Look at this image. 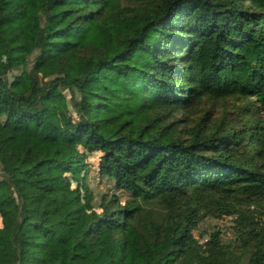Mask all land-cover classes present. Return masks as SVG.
<instances>
[{"label":"trees","instance_id":"obj_1","mask_svg":"<svg viewBox=\"0 0 264 264\" xmlns=\"http://www.w3.org/2000/svg\"><path fill=\"white\" fill-rule=\"evenodd\" d=\"M0 171V264H264V0H0Z\"/></svg>","mask_w":264,"mask_h":264},{"label":"rangeland","instance_id":"obj_2","mask_svg":"<svg viewBox=\"0 0 264 264\" xmlns=\"http://www.w3.org/2000/svg\"><path fill=\"white\" fill-rule=\"evenodd\" d=\"M65 92L69 98V91L66 90ZM204 104L206 108H210L211 111L218 116L224 111L222 107H226L222 102H217L215 104L213 102H204ZM232 104V100H230V102L227 103V107L231 109ZM99 157L100 154L98 153L90 154L85 161L86 166L84 173H78L75 174V176H71L73 184L75 186H80L84 191V197L89 205L88 208H96L97 210H101L99 205L102 203L113 202L116 200L124 203L129 198L128 193L117 190L109 179L103 178L99 175ZM235 219L236 216L221 217L218 213L211 214L200 224V227L195 231V234L198 237H202V241H206L213 231L221 230L222 234L219 237V241L223 242L233 237V221H235ZM1 225L2 219L0 217V226Z\"/></svg>","mask_w":264,"mask_h":264}]
</instances>
